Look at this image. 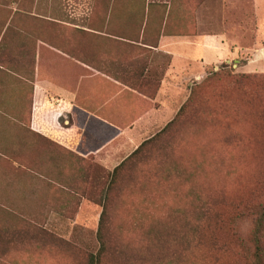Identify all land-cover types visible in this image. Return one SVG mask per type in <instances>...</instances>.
Segmentation results:
<instances>
[{
	"label": "rangeland",
	"instance_id": "1",
	"mask_svg": "<svg viewBox=\"0 0 264 264\" xmlns=\"http://www.w3.org/2000/svg\"><path fill=\"white\" fill-rule=\"evenodd\" d=\"M55 1L60 2L61 11L49 13L44 10ZM191 1L150 0L153 11L151 17L149 13V19L153 23L150 29L147 26L141 41L157 44L162 29L156 28V22L160 27L166 18L168 3L172 7L177 3L183 7L187 2L189 7L197 9L208 0H196L194 4ZM104 3L109 4L111 0H88L74 12H65L63 0H0L1 31L8 23L5 37L24 41V45L31 48L39 37L48 41L60 36L57 25L64 26L56 25L49 16L86 25L87 31L70 27L68 36H72L75 48L82 43L87 60L95 65L98 47L102 45L96 34L97 23L107 14ZM36 4L39 9L34 10ZM171 12L173 14L170 10L168 17ZM204 17L218 24L206 30L226 32L234 45L242 47V53L237 61L224 59L188 82L183 91L185 100L179 98L178 104L170 107L171 114L163 123H152L154 118L151 117L145 124L138 125L137 130L143 137L123 152L122 157L160 132L176 116L191 88L210 76L198 91L200 98L207 99L203 112L187 118L186 123V118L182 119V123L174 125L146 148L127 175L120 179L108 213L115 223L124 221V228L129 229L134 218H149L131 206L151 198L145 194L142 185L145 188L152 183L173 188L184 186L183 179L175 176L159 179L152 172L192 171L191 181L197 180L205 195L216 201L214 210L221 217L218 224L213 221L208 232L207 249L218 253L220 264H245L240 244L249 246L252 221L233 217L239 204L264 202V0L259 7L255 0H232L226 5L211 2L204 9ZM138 37L139 31L137 36H132ZM107 48L109 53L114 49L118 61L116 68L120 71L115 76L152 94L162 73L154 66L148 71L153 49L147 47L149 50L145 51L124 44L112 49L111 43ZM161 57L165 61L164 55ZM161 57L155 55L154 61ZM26 59L30 66L31 55ZM144 61H147V67L143 77L140 69ZM241 73L254 77L238 85L231 84L232 77ZM158 106L157 103L151 108ZM166 111L168 109L163 112ZM16 129V125L11 127L9 133L8 146L13 153L0 157V264H88L89 256L100 249L97 235L103 210L100 201L113 171L96 163L94 154L85 158L45 140L41 141L43 149L39 155L20 153ZM127 141L131 142L127 138L117 142L118 149H122ZM108 142L99 139L94 145L85 147L92 150ZM202 152L209 169L223 168L224 175L219 183L210 180L200 185L199 178L193 177L194 171L201 170ZM123 185L131 190L121 191ZM180 193L184 194L183 191ZM234 231L240 239L233 238ZM211 236L217 237L216 246L211 245ZM109 259L108 256L103 264H123L118 255Z\"/></svg>",
	"mask_w": 264,
	"mask_h": 264
},
{
	"label": "crops",
	"instance_id": "2",
	"mask_svg": "<svg viewBox=\"0 0 264 264\" xmlns=\"http://www.w3.org/2000/svg\"><path fill=\"white\" fill-rule=\"evenodd\" d=\"M255 1L259 7L261 0ZM63 2L65 12H74L88 0ZM149 2L111 0L109 4L104 3L107 14L97 23L96 34L102 45L98 47L95 65L87 60L82 43L77 49L72 36H68L70 27L87 31L86 25L49 16V20L64 26L56 24L60 36L48 41L39 37L31 48L24 41L5 37L8 23L2 31L0 27V157L13 153L8 141L10 129L16 125L20 153L39 155L43 149L41 141L45 140L85 158L94 154L96 163L113 171L132 153L122 157L123 152L143 137L137 130L138 125L151 117L152 123H163L171 114L170 107L176 106L179 98L183 100L188 82L224 59L237 61L242 53V47L234 45L226 32L206 30L218 25L204 17L208 3L226 5L232 0H208L197 9L189 7L187 2L183 7L168 3L166 18L160 27L156 22V28L162 29L157 44L131 40L138 31L142 37L147 26L150 29L153 23L149 19L153 11ZM191 2L194 4L196 0ZM59 3H50L44 10L61 11ZM37 9L36 4L34 10ZM170 10L173 14L168 17ZM120 41L153 49L148 71L153 66L162 71L161 87L154 99L159 104L157 108H151L150 97L114 78L120 70L116 68L118 61L113 48ZM110 43L111 53L107 48ZM28 55L32 58L30 66L26 63ZM155 55H164L165 61L162 57L154 61ZM164 109L168 111L163 112ZM126 138L131 142L118 149L117 142ZM99 139L109 142L92 150L85 147Z\"/></svg>",
	"mask_w": 264,
	"mask_h": 264
},
{
	"label": "trees",
	"instance_id": "3",
	"mask_svg": "<svg viewBox=\"0 0 264 264\" xmlns=\"http://www.w3.org/2000/svg\"><path fill=\"white\" fill-rule=\"evenodd\" d=\"M131 40L144 43L141 41L144 40L142 37ZM120 42L127 45V47L149 50L147 47L135 43ZM146 67L147 61H144L140 69L143 77ZM113 76L125 85L150 97L153 100L152 106H157L154 99L161 86V81L156 82L154 91L152 94H148L134 87L129 81ZM252 77L254 76L241 73L232 77L231 84L238 85L251 80ZM209 78L210 76L202 83H197L191 88L189 96L176 116L155 136L141 143L110 173L109 183L103 190L100 201L103 207L97 233L100 249L96 254L89 256L88 264H103L108 256L111 259L115 255H118L120 261L123 260V264H220L221 259L218 253L214 249H207V239L208 232L213 227V221L215 220V224H218L221 217L214 210L216 201L205 195L197 180L191 181L192 171L152 172L159 179H169L173 176L183 179L185 182L182 185L184 186L173 188L160 183H152V186L145 188L142 185L145 194L150 195L151 198L138 204L132 203L131 206L136 207V210L138 209L140 212L143 211L149 218H134L130 221L129 229L124 228V221L115 223L114 220L110 219L108 213L109 204L112 203L114 196L113 191L119 186L120 179L127 175L128 169L139 160L146 148L165 135L174 125L182 123V119L186 118L184 120V123H186L189 120L187 118L203 112L204 103L207 99L200 98L198 91ZM222 175H224V172L221 166L215 170L208 168L207 159L202 152L201 170L200 172L194 171L193 177L199 178L200 185H202V182L210 180L219 183ZM123 189L131 190L124 185L121 187V191ZM181 191L184 194L180 193ZM233 218H249L252 221L249 246L240 244L243 247L245 264H264V202L237 205ZM109 225H111V229H109ZM233 238L235 240L240 239L237 231H234ZM211 239V245L216 246L218 244L217 237L211 236Z\"/></svg>",
	"mask_w": 264,
	"mask_h": 264
}]
</instances>
